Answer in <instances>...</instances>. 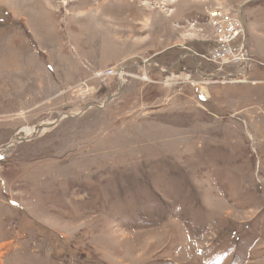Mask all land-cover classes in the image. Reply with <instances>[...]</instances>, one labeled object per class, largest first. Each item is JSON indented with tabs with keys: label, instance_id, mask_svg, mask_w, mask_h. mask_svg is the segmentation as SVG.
<instances>
[{
	"label": "rangeland",
	"instance_id": "obj_1",
	"mask_svg": "<svg viewBox=\"0 0 264 264\" xmlns=\"http://www.w3.org/2000/svg\"><path fill=\"white\" fill-rule=\"evenodd\" d=\"M0 264H264V0H0Z\"/></svg>",
	"mask_w": 264,
	"mask_h": 264
},
{
	"label": "built area",
	"instance_id": "obj_2",
	"mask_svg": "<svg viewBox=\"0 0 264 264\" xmlns=\"http://www.w3.org/2000/svg\"><path fill=\"white\" fill-rule=\"evenodd\" d=\"M207 24L214 28L217 38V45L211 53V61L220 66L239 65L245 70V67L250 63L247 53L246 24L242 20L236 19L222 6L210 9L207 12ZM122 71L111 70L99 72L97 75L123 77L125 73H121ZM219 72H221V69L215 70L214 74H210L217 77Z\"/></svg>",
	"mask_w": 264,
	"mask_h": 264
},
{
	"label": "water",
	"instance_id": "obj_3",
	"mask_svg": "<svg viewBox=\"0 0 264 264\" xmlns=\"http://www.w3.org/2000/svg\"><path fill=\"white\" fill-rule=\"evenodd\" d=\"M246 36H247V34H246ZM246 40H247V38H246ZM247 43H248V41H247ZM195 63H196V66H198L200 63H199V60L197 59V58H195ZM208 77H212V75L211 74H208ZM111 99H112V97H111ZM108 101H109V99H108ZM105 105H106V103H105ZM104 107V106H103ZM98 108H100V107H98ZM69 116V115H68ZM71 117V116H70ZM45 128L43 127V126H41V127H39L38 128V131H37V134H36V136H39L42 132H43V130H44ZM35 136V137H36ZM31 138H21V137H18V138H13V140L6 146V147H8V148H10V147H12V146H14V145H16V144H19V143H22V142H27V141H29ZM5 148V147H4Z\"/></svg>",
	"mask_w": 264,
	"mask_h": 264
},
{
	"label": "bare ground",
	"instance_id": "obj_4",
	"mask_svg": "<svg viewBox=\"0 0 264 264\" xmlns=\"http://www.w3.org/2000/svg\"><path fill=\"white\" fill-rule=\"evenodd\" d=\"M121 77V76H120ZM231 83H234V81H230ZM224 83H226V82H223V84ZM37 131H38V128H30V129H28V128H25V129H23L22 130V132H27V134H28V136L27 137H29V136H32L34 133H36L37 134Z\"/></svg>",
	"mask_w": 264,
	"mask_h": 264
},
{
	"label": "flooded vegetation",
	"instance_id": "obj_5",
	"mask_svg": "<svg viewBox=\"0 0 264 264\" xmlns=\"http://www.w3.org/2000/svg\"><path fill=\"white\" fill-rule=\"evenodd\" d=\"M124 68H126V66H125V65H123V70H126V69H124ZM116 71H119V70H116Z\"/></svg>",
	"mask_w": 264,
	"mask_h": 264
},
{
	"label": "crops",
	"instance_id": "obj_6",
	"mask_svg": "<svg viewBox=\"0 0 264 264\" xmlns=\"http://www.w3.org/2000/svg\"><path fill=\"white\" fill-rule=\"evenodd\" d=\"M194 61H195V59H194ZM225 84V83H224Z\"/></svg>",
	"mask_w": 264,
	"mask_h": 264
}]
</instances>
